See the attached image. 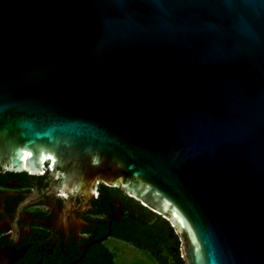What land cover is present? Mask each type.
Segmentation results:
<instances>
[{
    "label": "water",
    "instance_id": "95a60500",
    "mask_svg": "<svg viewBox=\"0 0 264 264\" xmlns=\"http://www.w3.org/2000/svg\"><path fill=\"white\" fill-rule=\"evenodd\" d=\"M44 164L163 217L184 264H264V0H0V168Z\"/></svg>",
    "mask_w": 264,
    "mask_h": 264
},
{
    "label": "flooded vegetation",
    "instance_id": "af4514ba",
    "mask_svg": "<svg viewBox=\"0 0 264 264\" xmlns=\"http://www.w3.org/2000/svg\"><path fill=\"white\" fill-rule=\"evenodd\" d=\"M51 168H0V251L16 253L14 264H173L167 220L99 181L89 195L68 193Z\"/></svg>",
    "mask_w": 264,
    "mask_h": 264
},
{
    "label": "trees",
    "instance_id": "16d2710c",
    "mask_svg": "<svg viewBox=\"0 0 264 264\" xmlns=\"http://www.w3.org/2000/svg\"><path fill=\"white\" fill-rule=\"evenodd\" d=\"M174 238H173V246H174V252H173V264H184L182 258H181V253H180V240L179 237L176 235V233L174 232L173 234ZM133 241H136L134 238H127Z\"/></svg>",
    "mask_w": 264,
    "mask_h": 264
},
{
    "label": "rangeland",
    "instance_id": "374dc122",
    "mask_svg": "<svg viewBox=\"0 0 264 264\" xmlns=\"http://www.w3.org/2000/svg\"><path fill=\"white\" fill-rule=\"evenodd\" d=\"M135 257H138V253H136V252H125V259L127 262L132 260Z\"/></svg>",
    "mask_w": 264,
    "mask_h": 264
}]
</instances>
